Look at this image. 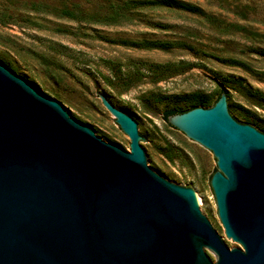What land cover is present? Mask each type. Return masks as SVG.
Instances as JSON below:
<instances>
[{"label":"water","instance_id":"95a60500","mask_svg":"<svg viewBox=\"0 0 264 264\" xmlns=\"http://www.w3.org/2000/svg\"><path fill=\"white\" fill-rule=\"evenodd\" d=\"M167 121L215 159L229 248L194 189L161 175L145 131L101 100L130 151L0 62V264H264V130L233 91ZM239 119V118H237Z\"/></svg>","mask_w":264,"mask_h":264},{"label":"rangeland","instance_id":"374dc122","mask_svg":"<svg viewBox=\"0 0 264 264\" xmlns=\"http://www.w3.org/2000/svg\"><path fill=\"white\" fill-rule=\"evenodd\" d=\"M184 1L200 6L214 21L166 8L115 9L111 0H0V62L104 140L130 151L128 136L101 96L127 112L145 131L161 175L192 187L201 212L229 248L237 247L218 217L210 185L217 169L214 155L174 129L163 112L182 94L201 92L214 100L226 80L237 112L264 130V0ZM142 38L192 47L162 51L120 43ZM166 63L177 65L175 73L158 80L148 66ZM180 63L185 65L179 68ZM117 67L132 73L125 88L123 80L111 77Z\"/></svg>","mask_w":264,"mask_h":264},{"label":"trees","instance_id":"16d2710c","mask_svg":"<svg viewBox=\"0 0 264 264\" xmlns=\"http://www.w3.org/2000/svg\"><path fill=\"white\" fill-rule=\"evenodd\" d=\"M111 0V4L116 8H120L122 10H141V9H153V8H166V9H174L179 10L186 13L196 14L206 18L209 21H214L215 17L206 13L200 6L184 1V0ZM110 4V5H111ZM70 11L63 13L64 15H69ZM121 44L129 47L135 48H144V49H155V50H162V51H169L174 48H187L190 49L192 46L187 44L184 41L178 40H163V39H121ZM222 61L225 63L232 65V66H243L245 65L242 60L236 58H221ZM185 63H180L179 68L183 67ZM150 72L157 73V79L161 80L165 77L172 76L175 73L177 68L176 64L166 63V64H154L148 66ZM111 77L114 80H123L125 86L130 85L132 81V73L131 71L122 72L120 67H117L114 72H112ZM226 81V80H223ZM222 82H220L221 85ZM224 83V82H223ZM221 92H225L227 101L229 100L228 91L224 88H221L214 100H212L211 96L206 93L201 92H193L191 94H182L179 96H175L177 98L172 106L165 109L163 112V118L167 121V117L174 113H180L187 111L191 108L202 106V107H209L214 104L217 100L218 96ZM237 121L240 119L243 120V123L251 124L250 122L254 123L255 121L250 119L247 114L238 112L237 117H234ZM239 118V119H237ZM168 122V121H167ZM252 125V124H251Z\"/></svg>","mask_w":264,"mask_h":264}]
</instances>
